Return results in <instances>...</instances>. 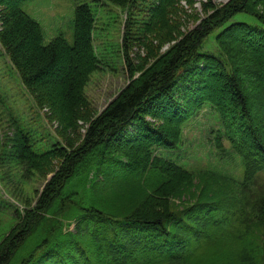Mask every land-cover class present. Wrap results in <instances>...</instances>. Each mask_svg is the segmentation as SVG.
<instances>
[{"label": "trees", "instance_id": "trees-1", "mask_svg": "<svg viewBox=\"0 0 264 264\" xmlns=\"http://www.w3.org/2000/svg\"><path fill=\"white\" fill-rule=\"evenodd\" d=\"M24 1L0 0V44L58 139L38 151L28 131L0 134V164L51 174L33 206L14 210L0 264H264V0L202 1L204 16L183 29L182 14H171L179 0H149L139 27L130 10L140 0H105L128 9L131 80L100 112L84 92L100 64L90 6L75 4L72 44L62 35L43 44ZM154 32L172 44L129 59L131 44ZM208 40L215 51H204ZM205 103L221 120L216 148L227 153L226 139L241 156L239 178L159 153L177 148Z\"/></svg>", "mask_w": 264, "mask_h": 264}, {"label": "rangeland", "instance_id": "rangeland-1", "mask_svg": "<svg viewBox=\"0 0 264 264\" xmlns=\"http://www.w3.org/2000/svg\"><path fill=\"white\" fill-rule=\"evenodd\" d=\"M202 1L205 0H193V3H188V0H179L178 6L171 10L173 16L182 14V29L185 25L191 27L197 17L204 16ZM225 1L227 0H212L214 4ZM77 2L87 3L94 14L93 43L100 64L99 68L90 74L84 92L95 110L100 112L131 80L123 58L124 49L128 44V40H124L128 9L122 10L105 0H26L21 8L39 22L43 44H47L58 35H62L69 44H72L74 7ZM149 3V0H140L141 10L136 11L135 4L130 10L133 13L132 17L137 19L135 27L145 26L147 23L148 17L143 10ZM173 25L174 21L170 17L166 29L173 31ZM219 30H215L212 34ZM171 44V41L161 42V36L156 32L148 33L144 46L138 47L131 44L132 47L128 49L129 59L135 56L142 61L141 58L147 53L152 55L154 52H163ZM205 45L204 51H215L213 41L208 40ZM17 127L30 132L33 146L38 151L49 149L58 139L55 127L46 119L44 111L37 107L32 95L23 86L18 72L0 44V134L2 139L4 140L6 135H10ZM219 129H221L219 114L209 103H205L184 124L177 148L161 149L159 153L191 171L208 170L212 173L239 178L243 174L241 156L229 153V142L226 139H222V143L227 153L219 152L215 145V137ZM24 173L25 171L19 165L11 161L0 164V239L4 232L16 222L14 210L23 211L27 205L33 206L51 175L48 174L45 178L34 172ZM261 179L264 180V172ZM110 188L114 189L112 184L108 188L103 187L100 195L109 196ZM178 202L177 200L175 203ZM195 205V201L189 202L191 211L199 208ZM182 206L186 205H178L180 208ZM69 228L72 229L73 224Z\"/></svg>", "mask_w": 264, "mask_h": 264}]
</instances>
